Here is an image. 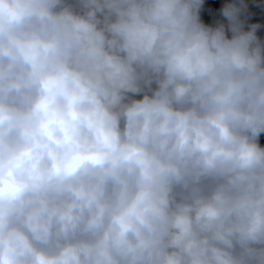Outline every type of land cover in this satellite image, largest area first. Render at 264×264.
<instances>
[{
  "label": "clouds",
  "instance_id": "clouds-1",
  "mask_svg": "<svg viewBox=\"0 0 264 264\" xmlns=\"http://www.w3.org/2000/svg\"><path fill=\"white\" fill-rule=\"evenodd\" d=\"M260 32L259 0H0V264H264Z\"/></svg>",
  "mask_w": 264,
  "mask_h": 264
},
{
  "label": "trees",
  "instance_id": "trees-1",
  "mask_svg": "<svg viewBox=\"0 0 264 264\" xmlns=\"http://www.w3.org/2000/svg\"><path fill=\"white\" fill-rule=\"evenodd\" d=\"M259 2L264 3V0H259ZM205 22H210V21L208 19H205ZM253 22H257V21L254 19ZM258 35H261L262 37H264V32H260L258 33ZM261 143L262 145H264V138H262Z\"/></svg>",
  "mask_w": 264,
  "mask_h": 264
}]
</instances>
